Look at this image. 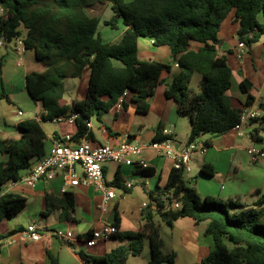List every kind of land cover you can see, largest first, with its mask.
Here are the masks:
<instances>
[{
    "label": "trees",
    "instance_id": "trees-1",
    "mask_svg": "<svg viewBox=\"0 0 264 264\" xmlns=\"http://www.w3.org/2000/svg\"><path fill=\"white\" fill-rule=\"evenodd\" d=\"M108 5L113 11L105 26L125 28L117 44L103 40L99 27L101 18L92 14L96 8ZM5 15L0 16V42L7 44L21 40L28 51L42 62L44 72L26 76V90L34 102L43 105V120L53 121L62 116L77 115V132L73 143L93 140L88 123L94 116L99 120L114 108L128 91L136 105V112L147 115L151 99L159 86H165V95L174 100L180 116L189 118V143L201 136H223L241 121L243 109L232 106L228 92L232 88L233 72L225 56H220L219 32L227 17L235 12L238 24L237 38L250 50L264 38V0H0ZM148 38L155 47H168L173 65L142 60L139 39ZM202 47L197 51L191 44ZM90 71L89 86L84 100H75L70 106H61L66 94L64 80L82 78ZM203 77V91L190 88L193 75ZM167 74V79L163 75ZM247 94L245 108H252L258 98L253 84H240ZM8 99L3 92L0 99ZM127 108L126 100L122 103ZM262 125L249 134L255 144H264V117ZM21 138L0 140V154L7 155L0 164V245L24 229L7 230L6 224L27 207V198L3 192L4 186L22 179V172L32 167L34 159L45 156L47 134L40 121L26 120L18 127ZM109 132L111 133L110 129ZM130 136L128 140H134ZM159 128L151 142L165 140ZM211 147V142H208ZM204 176H213V167L204 165ZM145 176L154 169L143 170ZM184 171L173 170L167 185L150 193V203L142 212L137 232L118 233L120 245L104 256L78 252L84 264H128L131 256H141L145 240H149V264H174L176 252L164 253L165 242L157 218L171 229L181 219H192L197 225L209 222L206 236H212L215 249L197 264H264V191L253 196L257 200L248 205L240 199L223 201L215 197H201L195 187L188 185ZM110 186L126 189L120 173ZM165 196H168L167 198ZM174 201L180 203L173 209ZM76 200L72 193L61 197L47 194L43 213L49 216L62 210V218L73 220ZM119 228L117 218L112 224ZM52 264H60L47 249Z\"/></svg>",
    "mask_w": 264,
    "mask_h": 264
},
{
    "label": "crops",
    "instance_id": "crops-1",
    "mask_svg": "<svg viewBox=\"0 0 264 264\" xmlns=\"http://www.w3.org/2000/svg\"><path fill=\"white\" fill-rule=\"evenodd\" d=\"M234 15L235 12H232L227 17L219 32V39L222 43L219 55L227 58L228 65L233 72L232 88L228 95L234 108L244 109L247 94L242 92L240 84L248 80L258 94L252 108L256 109L258 106L263 108L264 38L252 49H248L242 59H239L238 24L234 21ZM117 31L118 34H111L107 39L102 37L103 40L112 44L119 43L125 28L120 27ZM12 45V43L0 44V94L4 92L8 96V99H1L8 106L5 107L6 115L0 118V140L20 139L19 124L26 120L36 119L41 122L47 134L46 150H49L53 145L65 142L67 137L75 135L76 122L66 116H62L61 121L58 118L47 121L59 126L52 136L47 133L43 125L45 122L43 105L40 102H34L26 90V76L33 72H44L46 67L36 59L33 51L26 50L18 42L15 43V48H12ZM19 46L23 49L21 50ZM201 47L202 44L197 42L191 44V49L194 51ZM10 49L17 56H13ZM139 52L142 60L146 61L169 64L172 60V53L168 47H155L153 41L148 38L139 39ZM16 57L19 58L18 61ZM177 65V62L173 65V74L178 69ZM170 77L167 74L163 75V79ZM89 78L90 71H86L78 85L71 83L70 78L65 79L66 94L60 102L61 106H70L75 100H84L88 91ZM165 89V86H159L156 89L151 99L150 113L147 115L136 112V105L130 94L126 98V109L115 106L105 113L101 120L94 116L91 119L92 125L89 127L94 138L83 141H89L93 146L116 147L128 140L130 136H134L136 141L147 142V140L152 141L158 129L162 128L174 133L173 146L177 151H182L189 143L191 122L189 118L180 116L174 100L166 97ZM14 106L18 108L15 110ZM20 112L23 116L19 115ZM259 123L260 125L254 122L245 124L241 132L231 131L223 136H211L204 139V141L211 142V147L205 155L197 153L192 156V172L185 175L186 181L195 183L194 187L201 197H215L223 201L240 199L248 205L257 200L258 197L253 196L254 193L258 190L264 191V159L253 163L248 150L254 146L264 149V144H255L249 137L252 131L262 125V122ZM107 129H110L111 133ZM75 144L77 143H71V145ZM8 158L7 155L0 154V164L6 162ZM38 160L34 159L32 166ZM141 160L149 163L150 169L155 171L154 175L145 176L143 170L136 165L120 167L112 162L104 164L105 181L109 187H112L110 184L118 173L126 185L132 184L131 189L113 187L116 197L110 202L106 212L101 209L104 199L103 191L95 187H68L67 193H72L76 200L73 220L63 219L62 210H55L47 217L43 216L47 206V194L52 193L55 197L63 195V180L60 176L50 182L42 181L34 187H29L22 181L5 185L3 192L26 197L27 207L6 224L7 230L21 228L24 230L0 245V264H52L47 249L58 258L60 264H84L78 252L101 257L118 247L120 241L116 236L99 242L93 248L87 246L86 237L106 224H113L117 218L120 220L118 228L120 233L137 232L141 225L142 212L146 208L144 205L150 203V193L154 192L157 187L164 188L173 171V161L161 156L152 148L144 151ZM204 165L213 167V176H204L201 173ZM29 172L30 169L23 171L22 179ZM187 176L190 178L187 179ZM182 220L185 219L175 222L173 229L166 224L161 226L162 237L163 234L167 237L166 239L163 237L164 249L170 245V252L177 253L178 258L174 264H197L215 249L214 239L205 234V237L200 236L196 227L198 225L192 219L190 222L186 221L181 224ZM31 226L37 227L42 237L40 241H34L28 235L27 230ZM146 243L141 256L146 255L149 263L152 254L149 240ZM178 251H184V253L180 255Z\"/></svg>",
    "mask_w": 264,
    "mask_h": 264
},
{
    "label": "built area",
    "instance_id": "built-area-1",
    "mask_svg": "<svg viewBox=\"0 0 264 264\" xmlns=\"http://www.w3.org/2000/svg\"><path fill=\"white\" fill-rule=\"evenodd\" d=\"M5 15V10H0V16ZM4 42H0L3 44ZM23 45L21 40H18ZM238 58L242 59L244 53L248 50L243 42L238 43ZM178 66V65H177ZM130 95L126 91L121 97L117 108L123 109L122 103ZM23 116V113H19ZM77 115L71 117V121H76ZM264 117L263 108H244L241 114V121L232 131L241 132L243 125ZM59 121L63 120L61 117ZM91 121L88 126L91 127ZM165 140L157 143L141 142L136 140H126L119 146L99 145L93 146L89 141H82L79 144L71 145L73 137H67L65 142L57 143L47 150L45 156L40 158L36 164L30 168L29 174L21 181L29 186L34 187L42 181L50 182L60 176L63 180L62 193H67V188H77L80 186L95 187L104 192V199L101 209L106 212L110 202L116 197L115 189L109 187L105 181L104 164L112 162L118 166H138L141 170L150 169L148 162L141 160L144 151L152 148L159 152L163 157L170 158L173 161V170L184 171L186 174L192 172L191 162L194 154L205 155L210 146L208 141L198 142V140L188 143L182 151H177L174 144V133L163 130ZM248 154L253 163L264 159V149L254 146L248 150ZM80 171V172H79ZM128 189L132 184L127 185ZM166 198L168 196H165ZM147 205L145 204L144 207ZM180 203L174 201L172 208L179 209ZM28 235L34 241L42 239L37 227L31 226L27 230ZM119 233V229L112 225L106 224L101 229L93 231L86 237V244L89 248L95 247L99 242L107 241Z\"/></svg>",
    "mask_w": 264,
    "mask_h": 264
},
{
    "label": "rangeland",
    "instance_id": "rangeland-1",
    "mask_svg": "<svg viewBox=\"0 0 264 264\" xmlns=\"http://www.w3.org/2000/svg\"><path fill=\"white\" fill-rule=\"evenodd\" d=\"M92 14L98 15L101 18V21L102 22H101L100 27H99V32L101 33V36L104 39L105 38L107 39L108 36H110L111 34H114V33L115 34H118V31L117 30L114 31L110 27L105 26V21L110 20L111 17L113 16V11L111 10V7L110 6H108V5L99 6V7L96 8L95 12H93ZM120 27L122 28L123 26L120 25ZM17 42L18 41H13L12 42V44H13L12 45V48H15V43H17ZM19 48L21 50L23 49V47H20V46H19ZM10 52L12 54H14L13 56H17L13 52L12 49H10ZM15 59H17V61H18L19 58L16 57ZM173 63H174V61L172 59L169 64H172L173 65ZM70 82L78 85V84L81 83V78L80 79H71ZM68 85H69V83L67 82V86ZM190 88L195 93H197V94H199V93H201L203 91V77H202L201 74L195 73L193 75L192 82L190 84ZM7 106H8V104H5V102L0 99V118H3V116L6 115L5 107H7ZM14 107H15V110L18 108L17 106H14ZM23 108H25V107H23ZM256 109H260V107L258 106ZM254 124L260 125L259 122L254 123ZM43 125H44L47 133L50 136L53 135L54 130H56L57 128H59V126L57 124L53 123V122H44ZM211 136H212V134L203 135L201 138L198 139V142H203L204 139H206L207 137H211ZM33 162H34V160H33ZM113 166H115V165H113ZM186 178L189 179L190 177L187 176ZM188 185L191 186V187H194L195 183H193L192 181H190V182H188ZM156 220H157V222L161 226H164L165 225V223L161 220L160 217H158ZM186 221L190 222L191 220L190 219L189 220L188 219L187 220L186 219L185 220H182L181 224L182 223H186ZM208 225H209V222H204V223H201L198 226H196L197 227V232H198V234L200 236L205 237L204 234H205V231H206ZM164 230H166V228H164ZM163 237L165 239L167 238L164 234H163ZM147 241L148 240L146 239L145 240V243ZM167 243H169V242H167ZM146 245H147V243H146ZM169 247H170V245H167V247L164 249V252L166 254H170L172 252V251L170 252V248ZM183 253H184V251H178V254H180V255H182ZM128 264H149V263H148V259H147L146 255H143V256H138V257L131 256L130 259H129Z\"/></svg>",
    "mask_w": 264,
    "mask_h": 264
},
{
    "label": "water",
    "instance_id": "water-1",
    "mask_svg": "<svg viewBox=\"0 0 264 264\" xmlns=\"http://www.w3.org/2000/svg\"><path fill=\"white\" fill-rule=\"evenodd\" d=\"M263 110H264V107H263ZM147 142H151V140H147ZM113 217H114V214H113ZM110 222H112V221L110 220Z\"/></svg>",
    "mask_w": 264,
    "mask_h": 264
}]
</instances>
